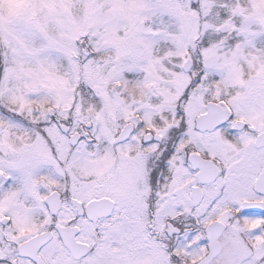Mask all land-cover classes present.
I'll list each match as a JSON object with an SVG mask.
<instances>
[{"label":"snow or ice","instance_id":"6c2138e0","mask_svg":"<svg viewBox=\"0 0 264 264\" xmlns=\"http://www.w3.org/2000/svg\"><path fill=\"white\" fill-rule=\"evenodd\" d=\"M0 264H264V0H0Z\"/></svg>","mask_w":264,"mask_h":264}]
</instances>
